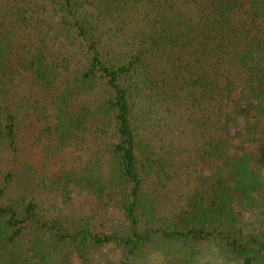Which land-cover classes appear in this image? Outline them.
I'll list each match as a JSON object with an SVG mask.
<instances>
[{"label": "trees", "instance_id": "1", "mask_svg": "<svg viewBox=\"0 0 264 264\" xmlns=\"http://www.w3.org/2000/svg\"><path fill=\"white\" fill-rule=\"evenodd\" d=\"M263 197L264 0H0V264H264Z\"/></svg>", "mask_w": 264, "mask_h": 264}, {"label": "rangeland", "instance_id": "2", "mask_svg": "<svg viewBox=\"0 0 264 264\" xmlns=\"http://www.w3.org/2000/svg\"><path fill=\"white\" fill-rule=\"evenodd\" d=\"M98 213L102 216L103 223L105 227L111 228L112 231H124L125 230V221L123 218L120 209L110 210L107 212H103L102 210H98ZM54 215V214H52ZM58 216V219L61 222L68 226L72 227L73 225V216L67 212H61L55 217ZM244 218H251V220L263 219L264 220V197L261 200L260 205L256 209H245L243 212ZM167 244L163 242V240L159 238H154L151 242L145 246L142 250V253L135 254L134 262L139 264H161L165 263V258H173L177 255L176 247L174 245L170 246V249H167ZM220 241H212L206 243L196 242L193 244L195 251L200 252L197 255V258H201V261H210L211 264H235L234 262L228 263L226 259H224L220 246ZM172 249V250H171ZM189 249V247H188ZM186 250V249H185ZM121 251L115 249L113 246L105 249L104 255L108 256L111 260H118L121 255ZM124 257V255H122Z\"/></svg>", "mask_w": 264, "mask_h": 264}]
</instances>
